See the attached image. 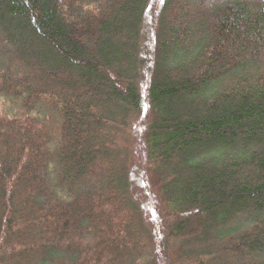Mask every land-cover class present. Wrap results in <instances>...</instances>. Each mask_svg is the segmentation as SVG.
<instances>
[{"label": "trees", "instance_id": "trees-1", "mask_svg": "<svg viewBox=\"0 0 264 264\" xmlns=\"http://www.w3.org/2000/svg\"><path fill=\"white\" fill-rule=\"evenodd\" d=\"M0 264H264V0H0Z\"/></svg>", "mask_w": 264, "mask_h": 264}]
</instances>
